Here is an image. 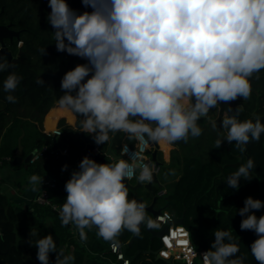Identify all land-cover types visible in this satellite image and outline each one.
Segmentation results:
<instances>
[{
    "label": "clouds",
    "instance_id": "1",
    "mask_svg": "<svg viewBox=\"0 0 264 264\" xmlns=\"http://www.w3.org/2000/svg\"><path fill=\"white\" fill-rule=\"evenodd\" d=\"M47 2L45 19L54 30L56 51L85 61L65 72L55 106L78 128L75 132L96 145H110L123 133L140 149L131 151L124 144L120 156L108 153L103 163L85 155L66 180V197L55 210L61 227L71 225L82 246L94 231L119 260L130 264L121 252L122 235L139 239L142 230L159 232L172 221L167 212L149 215L147 203L130 196L127 181L134 178L143 186L155 181L157 166L145 162L144 149L160 147L165 164H171L179 143L203 135L201 120L217 133L215 149L226 141L244 153L247 145L261 141L264 115L239 116L264 73V0H80L84 11L73 9L68 0ZM40 52L46 54V48ZM14 67L0 55V73L8 72L0 91L11 104L18 102L14 93L24 80L9 71ZM35 82L45 85L39 77ZM239 98L243 103L233 108ZM221 104L228 106L218 125L209 113L221 111ZM256 166L248 157L227 177L226 186L239 191L241 179L249 181ZM68 168L64 164L61 171ZM176 175L169 169L164 179ZM28 183L32 192L42 193L44 177L32 174ZM262 209L264 200L249 195L236 213L242 218L240 230L256 237L248 247L256 264H264V214L256 215ZM29 235L38 237L29 244L36 248L39 264H75V254H66L67 246L58 248L52 234L40 236L31 227ZM212 236L210 247L198 253L189 229L169 228L160 237L164 248L158 255L184 264H196L197 257L200 264H245L247 255L241 254L231 230L216 228Z\"/></svg>",
    "mask_w": 264,
    "mask_h": 264
},
{
    "label": "trees",
    "instance_id": "2",
    "mask_svg": "<svg viewBox=\"0 0 264 264\" xmlns=\"http://www.w3.org/2000/svg\"><path fill=\"white\" fill-rule=\"evenodd\" d=\"M68 2L73 9L85 10L80 0H68ZM49 12L47 0H0V23L8 24L19 32L12 40L5 38L6 44L13 54L21 49V57L27 60L37 73L26 76L27 71L23 62H11L15 67L9 71L23 76L24 80L14 93L18 97V102L15 104L8 103L4 99L5 94L0 91V160L8 162L9 159L5 160L3 157L12 158L15 155L18 136L23 132L22 155L42 144L46 145L45 151L38 158L26 164V173L49 176L56 180V185L48 188L50 203L35 202L36 213L24 211L21 218L17 216L14 203L7 194L0 191V232L3 233V237L0 238V264H39L36 259L37 250L29 244V240L35 241L38 238L30 237L31 227H35L40 236L52 234L58 248L67 246L66 254L68 252L75 254V264H120L115 260V255L108 251V244L97 239L94 231L88 233L87 245L82 246L78 235L73 234L71 225L61 227L55 210L66 197L64 184L72 170L77 168L76 161L82 159L81 150L85 142L80 132H75L78 128L65 123V119L61 117L58 121L61 133L55 135L53 147L54 134L43 131L42 120L45 115L44 123L48 129L55 125L56 119L52 113L58 108L51 106L55 105V99L62 94L61 79L66 71L77 63L85 61L56 51L52 34L54 30L45 19ZM18 40L23 41L22 47L18 46ZM42 48H46L44 55L40 52ZM7 74L8 72L0 73V86ZM38 77L45 81L44 86L36 84ZM46 79H51L53 82H47ZM235 102L234 108L243 103V98ZM243 107L244 111L239 116L241 120L246 119L253 112L264 115V78L261 77L254 82L253 96L243 103ZM59 114L68 117L61 110ZM199 123L203 128V135L196 139L190 138L187 144L179 143L176 146L177 150L171 152V164L159 163L164 173L169 169H175L177 173L176 176L169 177L163 185L165 207L162 208L169 210L175 218L183 216V224L190 230L193 244L198 250H207L210 247L214 239L212 234L216 228L231 230L234 239L239 243L241 254L247 255L245 264H256L248 248L256 237L251 231L240 230L242 218L236 213L237 209L243 207V201L249 195L264 200V134L259 143L253 142L247 145V158L253 157L257 166L248 178L249 181L241 179L240 189L236 191L226 186V180L240 164L246 163L245 154L241 153L235 143L226 144V141L221 148L215 149L217 133L205 120ZM83 135L87 141L93 142L90 137L84 133ZM124 140L132 142L123 133L115 135L113 145L116 151ZM64 147L67 152L61 153L60 149ZM99 148L104 149V145H99ZM238 153H241V156H238ZM233 162L236 164L233 165ZM22 164L21 162L12 166L17 168L23 166ZM64 164H68L69 168L62 172L61 168ZM157 182L160 184L159 180ZM130 196L144 200L147 204L150 201V195L148 199L145 198V194L136 196L132 188H130ZM261 214H264V209L256 212L257 216ZM47 218H50L48 223ZM131 235L125 232L121 238L127 241ZM141 235L142 238L134 240L127 247L128 254L134 253L137 248L141 250L149 248L148 252H153L148 233L142 230ZM159 246L156 248L158 249ZM143 253L140 251L130 264H184L181 261L168 263L156 256L143 259L141 257ZM50 258L54 261L55 253L50 254ZM196 264H200L198 258Z\"/></svg>",
    "mask_w": 264,
    "mask_h": 264
},
{
    "label": "water",
    "instance_id": "3",
    "mask_svg": "<svg viewBox=\"0 0 264 264\" xmlns=\"http://www.w3.org/2000/svg\"><path fill=\"white\" fill-rule=\"evenodd\" d=\"M18 33H19L18 30H15V29L11 28L8 24L0 23V47H2V48H0V55H4L9 62H15V61L23 62L25 64L26 71H27L26 76L37 75V73L34 71V69L29 65V62L27 60H25L24 58L21 57L22 50L21 49H18L17 53L16 54H13L11 52V50L9 49L8 45L5 42V38H8V39L12 40L13 36H18ZM40 75H43V74L40 73ZM46 81L47 82H53L51 79H46ZM239 99H241V98H239ZM235 104H236V102L234 101V102H232V105L231 106L234 108ZM227 106L228 105H226V104H221L220 105L221 111H220L219 108H216V116L213 119H218L217 120V123L220 124V120L222 119V116H223V111H224V109L227 108ZM250 116H248L247 118H250ZM22 135H23V132H21L19 134V136H18L17 151H16L15 155L9 160V162L11 164H19L21 162H23L24 164H27L28 161L31 159V157L33 155V150H35V149H32L31 151H29L28 153H26L22 157V144H21V137H22ZM80 135H81L82 139L85 142L84 147L81 150L83 157L85 155H88L89 157H91V158H93L95 160H98L99 162L103 163V162H106L107 154L108 153H109V155L114 154L115 156H120V153H116L114 151V149L112 148L113 140H112V142H111L110 145H107L106 146V149L104 151H102V150H95L98 147V145H96L94 142L87 141V139L84 137V135H83L82 132H80ZM226 144H228V142H226ZM54 145H55V135L53 137V147H54ZM157 147L158 146H154L153 147V149L151 151V158H152V160H154L155 162L158 163V160L156 159V153H157V150H158ZM243 154H245L246 159H247V148H246V151ZM237 155L238 156H241V153H238ZM232 164L234 165V164H236V162H233ZM157 181H158V179L155 176V181L154 182H157ZM127 183H128V186L134 190V193H136L137 186H143V185H139L137 182L135 184H131L129 181H127ZM143 187L145 189L149 190V192H151L152 194H154V191L151 188V184L145 185ZM156 198H157V195L154 194L153 195V200L151 201V203L147 204L148 205L147 211L152 216H154L155 214L159 213L160 210H161V208H157L156 209L153 206L154 201H155ZM173 222L174 223H183V216H179V217L175 218L173 220ZM167 225L168 224L162 225L161 231H159V232H156V231L151 230V229H146L144 231H146L147 233H149V239H152L153 237H160L162 235V233L167 229ZM120 239L125 244V246L122 249H123V251L125 253V256L129 260H132L140 251H142V252H148V251H150L149 248L143 249V250H141L140 248H137L134 253L128 254L126 252L127 247L130 246L132 244V242L134 240H136L137 238H135V237H133L131 235L130 238L126 242H124L122 240V238H120ZM153 252L156 254V257H159V255L157 253V249L153 250ZM167 262L170 263L171 262V259H169ZM119 263L121 264V262H119Z\"/></svg>",
    "mask_w": 264,
    "mask_h": 264
},
{
    "label": "crops",
    "instance_id": "4",
    "mask_svg": "<svg viewBox=\"0 0 264 264\" xmlns=\"http://www.w3.org/2000/svg\"><path fill=\"white\" fill-rule=\"evenodd\" d=\"M51 107H56V106L54 105ZM61 117H63L65 119V123L69 124L68 123V117L65 114H59L56 118L55 125L53 127L58 125V121ZM44 118H45V115H44L43 120H42L43 131L48 129L45 126ZM52 128H49V129H52ZM17 146H18V143H17ZM106 146L107 145L104 146V149H100L98 146L97 150L104 151L106 149ZM38 148H40V147H38ZM112 148L114 149V151L116 153L118 152V151H116L113 144H112ZM33 149H35V148H33ZM16 151H17V148H16ZM16 151H15V153H16ZM158 152H160V157H158V155H157ZM22 153H23V148H22ZM23 156L24 155H22V157ZM156 159L158 160V163L165 162L164 157H163V150L160 147H158V150L156 153ZM96 161L99 162L98 160H96ZM28 162H31V159ZM19 164H21V163H19ZM12 165H15V164H11L9 161L8 162H5V161L0 162V191L7 194L8 198L14 203L15 211L17 213L18 218H21L24 211H30L31 213H36V210L34 209V203L35 202L33 200L36 193H34L30 190V185L28 183V177L31 176L32 174L26 173V170H25L26 164L23 163L22 164L23 166L17 167V168H14ZM42 177H49V176H42ZM50 178H52V177H50ZM129 182L132 184H135L134 182H131V180H129ZM151 188L153 189L154 194H156L158 196V191L161 188H163V186L159 190H155V188L151 184ZM147 192L150 195L149 203H151V201L153 200L154 194L149 192V190H147ZM157 208L158 207H156V209ZM49 221H50V218H47L46 222L48 223ZM124 242H126V241H124ZM70 248H72V245H70Z\"/></svg>",
    "mask_w": 264,
    "mask_h": 264
},
{
    "label": "built area",
    "instance_id": "5",
    "mask_svg": "<svg viewBox=\"0 0 264 264\" xmlns=\"http://www.w3.org/2000/svg\"><path fill=\"white\" fill-rule=\"evenodd\" d=\"M20 41H21V40H18V45H19ZM44 131L47 132V133H52V134H54V135H58V134L61 133V127H60V125H57V126L53 127L52 129H46V130H44ZM124 144H128V145H129V149H130L131 151H135V150L139 151V150H140V149H136V148H135V142H134V141H132L131 143L128 142V141H123V142H121V144H120V148H119V150H118L117 153H120V154H121V148H122V146H123ZM157 148H158V147H157ZM45 149H46V145H45V144H42V145L40 146V148H36L35 150H38V151L36 152L35 155H32V157H31V161L34 160V159H36V158H38L39 155H41V154L45 151ZM97 149H98V147H97L95 150H97ZM152 149H153V147L148 148V149H144V151H143V155H145V156L147 157V160L145 161L146 163H147V162H153V163L156 164V166H157V172H158L159 169H160V166H159V163L155 162V161L152 160V158H151V151H152ZM60 152H61V153H66V152H67L66 147L60 149ZM124 158L127 159L128 157L125 156ZM3 159H5V160H8V159H9V160H10L11 158H10L9 156H4ZM80 160H81V159H79V160L76 161V164H77V165H78V163H79ZM1 161H2V160H0V162H1ZM155 176H156V175H155ZM55 185H56V180H55L54 178L44 177V183H43L42 188H41V192H42L43 194H42V193H36V195H35L34 198H33L34 202H36V203H41V204H48V203H50V201H49V197H48V188H49V187H54ZM163 193H165V188H164V187L161 188V189L158 191V195H161V194H163ZM38 196H41V197H42L41 200H39V201L37 200V197H38ZM53 207H54V205H53ZM165 212H167L168 214L171 215V217H172V221L168 223V225H167V229L162 233L161 236H163L164 234H168V229H169V228L177 227V226H179V225H183V226L187 229V227H186L183 223H174L173 220L175 219V217H174V216L172 215V213H171L169 210H167V209H163V208H161L160 212L157 213V214H155L153 217L158 216V215H163ZM161 236H160V237H161ZM160 237H159V240H160V246H159V248L157 249V253H158V254H159L160 250H161L162 248H164V245L162 244ZM108 251L111 252V253H113L112 250H111V248L109 247V245H108ZM197 251H198V253H202V252L205 251V249H199V250L197 249ZM121 252L124 254V258H125V260L131 261V260H129V259L125 256V253H124L123 249H121ZM113 254H114V253H113ZM99 255H100V256H103L102 254H99ZM114 255H115V260H116V261H119V262H121V264H124V261H123V260H119V259H118L117 254H114ZM197 258L199 259V257H197ZM171 261H172V262H175V261H181V262L184 263V261H183L182 259H181V260H175L174 258H172ZM199 261H200V259H199Z\"/></svg>",
    "mask_w": 264,
    "mask_h": 264
},
{
    "label": "rangeland",
    "instance_id": "6",
    "mask_svg": "<svg viewBox=\"0 0 264 264\" xmlns=\"http://www.w3.org/2000/svg\"><path fill=\"white\" fill-rule=\"evenodd\" d=\"M52 114L54 116V119H56L57 116L59 115V110L54 111ZM158 157H160V152H158ZM156 177L160 181V184L161 185L158 182H154L152 184V186L155 189L159 190L165 184V182H166V180L164 179V169L161 168V165H160L159 171L156 173ZM131 182L136 183V180L133 178L131 180ZM133 192H134V190H133ZM143 194L146 195L145 198H147V199L149 198V194L147 193V190L143 186H137L135 195L136 196H142ZM164 196H165L164 194L158 195V198H157V200H156V202L154 204V207H158V208L165 207V205H164L165 204V198H164ZM149 241H150V246H152V249L153 250L157 249L156 247L158 245H160L159 237H153L152 239H149ZM128 251H130V250H128ZM155 256H156V254L153 253V252H151V253L148 252V253L141 254V257L143 259L144 258H155ZM157 262L160 263V261H157ZM176 262H178V261H176Z\"/></svg>",
    "mask_w": 264,
    "mask_h": 264
},
{
    "label": "flooded vegetation",
    "instance_id": "7",
    "mask_svg": "<svg viewBox=\"0 0 264 264\" xmlns=\"http://www.w3.org/2000/svg\"><path fill=\"white\" fill-rule=\"evenodd\" d=\"M261 77L264 78V73L261 74ZM59 110V109H58ZM60 111V110H59ZM209 115L214 118L216 116V109H213ZM148 237H149V233H148Z\"/></svg>",
    "mask_w": 264,
    "mask_h": 264
}]
</instances>
